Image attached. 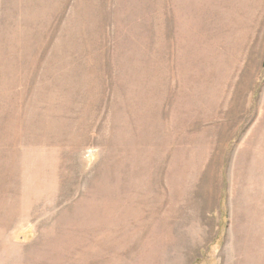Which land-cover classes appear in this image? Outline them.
<instances>
[{"label": "rangeland", "instance_id": "obj_1", "mask_svg": "<svg viewBox=\"0 0 264 264\" xmlns=\"http://www.w3.org/2000/svg\"><path fill=\"white\" fill-rule=\"evenodd\" d=\"M0 264H264V0H0Z\"/></svg>", "mask_w": 264, "mask_h": 264}]
</instances>
